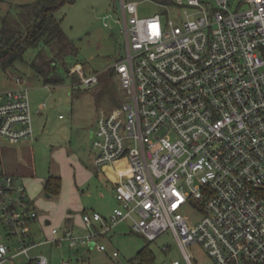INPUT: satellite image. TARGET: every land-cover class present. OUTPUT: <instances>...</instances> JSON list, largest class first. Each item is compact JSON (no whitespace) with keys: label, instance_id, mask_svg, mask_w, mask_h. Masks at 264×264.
I'll return each instance as SVG.
<instances>
[{"label":"built area","instance_id":"2783aa9c","mask_svg":"<svg viewBox=\"0 0 264 264\" xmlns=\"http://www.w3.org/2000/svg\"><path fill=\"white\" fill-rule=\"evenodd\" d=\"M167 1L182 11L177 18L139 17V0H119L120 16L103 17L125 38V55L110 66L124 101L97 122L94 163H126L118 205L108 218L84 213L87 234L53 227L37 242L38 212L23 179L1 170L0 149V264L18 256L51 264L32 256L43 242L93 248L127 221L151 241L172 230L189 264L193 243L212 264H264V0H241L236 10L234 0ZM81 82L97 84L99 74ZM15 83L0 89V139L12 144L35 134L30 89Z\"/></svg>","mask_w":264,"mask_h":264},{"label":"rangeland","instance_id":"374dc122","mask_svg":"<svg viewBox=\"0 0 264 264\" xmlns=\"http://www.w3.org/2000/svg\"><path fill=\"white\" fill-rule=\"evenodd\" d=\"M36 0H0V28L1 18L9 15L11 19L18 17L20 5L33 3ZM210 6H216L215 0H203ZM241 0H234L231 9L236 10ZM139 17H152L161 14L167 19L177 18L182 11H178L167 0H139ZM164 4V5H162ZM243 8H247L244 5ZM114 11L120 16L119 0H68L58 12L62 29L73 41L75 50L64 61L57 59V74L65 77L63 84L58 86L46 85L31 64L38 56L52 60L54 53L45 44L31 46L24 54V59L4 71L0 67V89L15 86L17 78L30 89L33 110V126L35 130L33 151L34 164L39 177L49 176L58 172L56 150L65 152L74 159H80L88 164L93 161L98 149L93 146V133L96 130L99 118L122 106L124 97L120 82L114 72L108 70L119 58L125 55V38L120 24L112 21V26L103 24V17ZM75 65L80 66L82 72L88 76L99 74L97 84L87 86L80 79L74 84L73 78L68 75V70ZM60 115L63 118H60ZM74 156V157H73ZM106 180L92 179L84 189L90 187L94 190L91 197L92 205L99 198L98 191L103 190ZM48 202H56L58 196L46 197ZM43 197V198H44ZM100 209L111 212L115 202L108 195L101 200ZM118 203L116 204V206ZM40 214L46 209L38 208ZM39 224H32L36 232V240L46 238L45 228H38ZM41 226V225H40ZM93 229L84 227L75 229L78 234H87ZM5 230L0 224V237L5 236ZM61 237V235H59ZM105 245L106 250H101L100 245ZM149 248L155 255V264H189L184 251L172 230H167L156 240H149L136 233L131 228L130 221L117 224L111 232L102 236L98 245L93 248L80 247L71 249L67 244L58 246L43 242L32 251V256L44 254L51 264H63L70 260L72 264H139L138 253L143 248ZM192 255L193 264H212V258L200 243H193L188 247ZM117 252V255L114 254ZM5 264H30L29 258L18 256L8 260ZM244 264H256L250 261Z\"/></svg>","mask_w":264,"mask_h":264},{"label":"crops","instance_id":"0c3cea01","mask_svg":"<svg viewBox=\"0 0 264 264\" xmlns=\"http://www.w3.org/2000/svg\"><path fill=\"white\" fill-rule=\"evenodd\" d=\"M60 118L63 117L60 115ZM33 141L34 139H26L12 144L0 139V149L3 157L1 170L4 173L17 175L23 179L31 199V206L38 212V218L30 223L32 237L35 241H37L36 232L32 229V224L36 222L39 224V229H46L47 236L45 239H47L51 236V229L53 227H58L61 231L65 228L75 230L84 227L82 225L84 213L100 212L107 218L111 215L117 204L116 191L118 189L119 169L124 167V165L126 166L125 162L122 164H108L102 169H98L94 163L95 157L93 161L86 164L80 159L71 158L63 149L56 150L54 156H57L59 165L58 172L54 174L62 177V189L56 202H48L44 197V187L46 179L51 174L47 177L38 176L33 160ZM92 179L96 181L100 179L106 180L105 187L102 188L103 190L98 191L99 198L93 205L90 198L93 197L94 190L90 187L84 189L85 185ZM108 195L112 199L111 204L115 202L111 212L99 208L101 200L106 199ZM46 197L48 199L53 196L47 194ZM38 208L46 209V213L41 215ZM45 239L37 242L45 241Z\"/></svg>","mask_w":264,"mask_h":264},{"label":"trees","instance_id":"16d2710c","mask_svg":"<svg viewBox=\"0 0 264 264\" xmlns=\"http://www.w3.org/2000/svg\"><path fill=\"white\" fill-rule=\"evenodd\" d=\"M67 1L36 0L33 3L20 5L17 18L11 19L9 15L1 18L0 67L4 71L23 60L29 47L42 43L52 49L54 56L49 61L45 59V56H38L32 62V68L44 78L46 85L58 86L64 83L65 77L56 72L58 67L56 60L59 58L64 61L76 49L73 41L63 31L61 19L57 16ZM111 71L116 74L114 68H109L107 80ZM68 75L73 78L74 84L78 79L82 81L85 76H88L78 65L69 69ZM44 188L51 196H58L62 189V177L51 174L46 179ZM138 257L139 264H155V255L147 247L140 250Z\"/></svg>","mask_w":264,"mask_h":264}]
</instances>
